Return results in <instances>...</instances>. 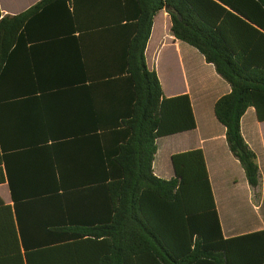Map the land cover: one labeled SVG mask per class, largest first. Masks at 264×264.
I'll return each mask as SVG.
<instances>
[{
  "label": "trees",
  "instance_id": "16d2710c",
  "mask_svg": "<svg viewBox=\"0 0 264 264\" xmlns=\"http://www.w3.org/2000/svg\"><path fill=\"white\" fill-rule=\"evenodd\" d=\"M165 8L174 37L197 49L230 84L232 92L216 103L215 115L249 185L256 197L261 195V169L243 137L242 119L254 108L264 122V67L257 61L249 67L225 31L233 28L264 39V0H42L16 16H4L0 8V124L4 118L35 123L43 143L51 125H65L73 113L77 100L67 97L83 87L80 78H94L87 86L92 99L83 107L93 115L87 120L91 125L95 119L118 117L96 115L104 97L109 106H119L122 90L130 95L127 118L108 134L117 144H103V149L90 144L87 173L70 167L66 144H52V159L48 144L39 147L40 190L52 188V255L92 257L52 259V264H130L141 256L179 264L182 242L188 247L194 237H223L202 150L173 155L171 180L154 174L157 140L197 127L190 97L167 98L146 61L154 19ZM54 46L69 50L56 53L50 49ZM80 48L88 51L83 63ZM96 149L103 152L97 159ZM78 174L81 179L70 180ZM26 178L10 180L16 208ZM87 200L94 206L101 202L103 214L87 217L82 204ZM22 235L25 239L23 228ZM244 237L264 238V231Z\"/></svg>",
  "mask_w": 264,
  "mask_h": 264
},
{
  "label": "crops",
  "instance_id": "0c3cea01",
  "mask_svg": "<svg viewBox=\"0 0 264 264\" xmlns=\"http://www.w3.org/2000/svg\"><path fill=\"white\" fill-rule=\"evenodd\" d=\"M41 1L0 0V8L4 16H16ZM79 35V32L75 33V36ZM225 35L235 49L248 58L249 67L255 66L253 61L264 67V39L261 36L233 28L227 29ZM61 47L63 46H54L50 49L56 53L69 50L66 47L62 50ZM78 50L82 55L81 58L79 56L80 61L83 63L86 59L83 54H88V51L81 48ZM146 61L149 69L157 72L167 98L184 95L190 97L197 124L193 131L157 140L158 152L153 165L154 174L161 179L171 180L175 177L173 155L202 150L223 233V237H194L192 241H187L188 247H183L185 244L182 242V247L180 245L177 251L179 264H264V238L244 237L264 231V122L257 119L254 108H250L242 119L243 137L257 154L261 169V195L256 197L240 162L228 147L226 128L215 115L216 103L230 94L232 88L197 49L174 37L169 8L159 12L154 19L152 35L146 50ZM93 80L94 78H80L79 84L83 87L75 90L72 97L68 93V100H77L73 113L67 116L65 125L55 129H52L51 125L46 135L47 141L43 143L40 127L35 123L30 125L20 118L14 121L9 118L1 120L0 264H52V259L92 258L76 253L52 255V188L50 185L51 189L47 192L40 190L39 169L36 164L41 159L39 149L41 144L49 145L50 159L52 144H66V158L70 159V167H79L77 173H87L86 159L92 157L88 154L90 144H96V148L102 149L103 144H117L116 138H111L108 134L115 132L116 126H119L115 125L116 122L121 125L128 116L129 107H126L125 103L129 102V91L124 89L121 95L119 94V100L122 98L120 101L123 100V105L109 106L103 101L105 97L98 102L97 116H111L117 113L118 117L113 120L95 119L97 124L91 125L87 120L93 118V115L83 107L90 104L88 100L93 93L89 92L87 86L92 84ZM55 99L59 103L60 98ZM49 107V115L52 118V104ZM21 111L18 110L22 113ZM0 113L4 114V110ZM101 151L96 149V159L98 155L102 157ZM27 163L29 165H26ZM24 174L27 175L26 180L29 182L26 188L23 186L19 192L18 195L23 200L16 208L10 180L14 176ZM81 178L78 174L71 176L70 180ZM87 186L89 185L76 187ZM82 204L87 207L85 209L88 211L85 213L87 217L94 212L96 216L103 214L101 202H97L96 206L90 200ZM26 242L29 247H26ZM190 250L192 254H189ZM130 264L160 263L149 256H141L133 258Z\"/></svg>",
  "mask_w": 264,
  "mask_h": 264
}]
</instances>
